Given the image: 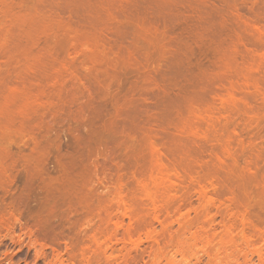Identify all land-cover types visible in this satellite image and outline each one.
Listing matches in <instances>:
<instances>
[{
  "label": "rangeland",
  "instance_id": "obj_1",
  "mask_svg": "<svg viewBox=\"0 0 264 264\" xmlns=\"http://www.w3.org/2000/svg\"><path fill=\"white\" fill-rule=\"evenodd\" d=\"M0 264H264V0H0Z\"/></svg>",
  "mask_w": 264,
  "mask_h": 264
},
{
  "label": "bare ground",
  "instance_id": "obj_2",
  "mask_svg": "<svg viewBox=\"0 0 264 264\" xmlns=\"http://www.w3.org/2000/svg\"><path fill=\"white\" fill-rule=\"evenodd\" d=\"M106 145H107V144H106ZM107 147H108V145H107ZM73 160H75V159H73ZM73 168H74V164L71 165V169H73ZM165 178H166V177H165ZM167 180H168V179H167ZM204 191H205V190H204ZM204 191H201L202 194L205 195V197L208 198V196L206 195V193H205ZM208 193H209V192H208ZM210 199H211V198H210ZM210 199H209V201L212 200V199H211V200H210ZM207 200H208V199H207ZM37 222L39 223L38 225L36 224V225H37V228H38V231H37L38 234H37V235H38L40 238H42V239L47 238V237L49 238L50 234H49V231H48V230L51 229L52 227H50V228H45V227H43L44 225H41V223H40L39 221H37ZM57 225H58V227H59L60 224H57ZM53 227H54V226H53ZM60 227H63V225H62V226L60 225ZM60 227H59V228H60ZM55 228H57V226H56ZM53 230H54V228L51 229V233L53 232ZM54 231H55V230H54ZM54 233H55V232H54ZM48 235H49V236H48ZM52 235H53V234H51V236H52Z\"/></svg>",
  "mask_w": 264,
  "mask_h": 264
}]
</instances>
